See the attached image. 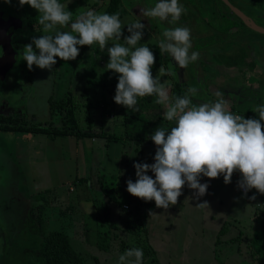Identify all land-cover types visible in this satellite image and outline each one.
I'll use <instances>...</instances> for the list:
<instances>
[{
	"label": "rangeland",
	"instance_id": "rangeland-1",
	"mask_svg": "<svg viewBox=\"0 0 264 264\" xmlns=\"http://www.w3.org/2000/svg\"><path fill=\"white\" fill-rule=\"evenodd\" d=\"M242 1L245 9L252 7L251 9L253 10V16L255 19V16H257L255 11L264 13V9H261L258 0ZM89 2L90 5L87 7L79 0H69L65 3L68 10L73 12V19H75L76 15L90 10L94 5L98 6L95 7L99 9L102 1H99L98 3L95 0H89ZM156 2L157 0H121L119 13L122 23L128 24L137 20L143 23L145 28L143 30L140 44H146V46L152 45L153 43H159V41L163 39L162 32L166 28L187 26L191 29L192 36V48L190 49V52L196 51L200 54L199 59L196 62L190 63L185 68L183 75V70L179 68L178 65H175L174 61L171 59L168 64H166V70L171 69L173 75L161 76L158 70L156 76L160 77V81L171 84V80L176 82H182L183 80L185 84L190 86L191 84L195 85V83L190 80L193 79L194 81V77H189H191L192 74L195 75V73H200L202 74L201 77L204 76V80L200 83L206 86L205 80L209 79V81L216 82L218 80L217 77L234 74V72L230 70L231 68L227 69L223 65L216 67V65L207 64L206 60H211L215 63L216 58L219 59V57H216L219 53L231 56L237 52L243 55V61L248 65L251 64L252 60L257 61L256 67L251 69V78H249L251 82L255 83L257 80V75L254 73H259L260 77L261 75L262 78L264 77L263 36L242 28L239 33L232 35V37L226 42H219L220 45L216 43L217 48H222V50H219V52L214 51L207 56L206 49H208L207 46L209 45L202 46V43L207 44L205 43L207 41H205L203 37H198V34L202 33L204 29L201 26L200 28L195 29L196 27L194 28V26H196L197 22L195 19L193 20V18V26L186 24L187 18H185V14H188L189 16L192 15L188 9L176 24H170L168 21H159L158 18L143 16V9L154 6ZM6 5L9 8L14 9L15 0H11V2L6 3ZM217 6L223 8L219 2H217ZM104 8L105 5L97 12H102ZM202 14H204V10H201L199 13L201 16ZM258 21L260 22V26H264V18H259ZM188 22L191 23L192 21L188 19ZM69 30L70 28H66L64 31ZM128 35H130V33L127 31V25H124L122 28L120 43H123L124 37ZM111 43L114 42L110 41L104 50H101L97 44H93V47L90 46L89 50H87V58L77 67L72 69L74 71L71 76V82L73 79V87H76V90L74 91L79 92L81 87L87 89L88 85H86V82L88 80L91 81L90 85L94 93H91L90 87L86 94L87 98L90 100L88 101L91 106L89 113L90 120H92L93 126L95 127L100 126L99 119L103 116V114L99 113L100 106L97 102L100 98H109L108 93L104 96L105 86L99 87L98 85L105 84L109 86L108 92L114 94L115 90L112 91V88H116V81H118L119 74L114 73L111 70L107 72L109 75H107L106 78L103 76L105 73L101 75L102 72L107 71L106 65L109 60L107 47H111ZM224 44H226L225 47H223ZM212 46H215V44ZM226 47L229 48L225 52L223 49H226ZM245 68L246 67H241L240 69L243 73H248V69L245 70ZM33 69L34 74L29 75L28 86H25L24 84L21 85V88H24V90H18L20 87L14 86L10 77H6V80L2 78L5 81L0 83V96L5 97V92L7 91H11L12 93L11 87H13V94L16 95V97H18L20 93L21 97L23 96L21 104L24 115L29 119L31 118V121L43 125L49 120L47 103L48 95L52 94V85L49 82V79L52 77V70L40 69L35 65H33ZM66 75H68V73L61 75L62 77L58 75L59 80L66 82ZM85 77L86 82L84 81ZM97 77L104 78L102 83ZM195 81H197L196 78ZM22 82L24 83L25 81ZM262 83L264 86V78ZM205 89L209 91L210 87H205ZM203 91V94H207L206 90ZM61 95L63 94L57 96V93L55 92L53 97L59 99ZM248 101L252 102V100ZM253 101L254 105L250 103L247 107H253V109H255L257 106L255 103L256 100ZM235 102H238L237 98L235 99ZM141 106L142 102L139 100L136 106L137 112L138 108H141V110L144 109ZM244 107L245 106H242L240 109ZM126 110L129 115L135 113V111L131 109L126 108ZM117 113L118 114H116L114 119H109L106 116V119H103L102 122L107 128L111 129V133H128L125 127H122L121 125L117 127L118 123L116 122V118L119 117V122L125 121L124 113ZM83 116L84 113H82V117ZM85 120L87 122L89 121L87 114ZM134 121H136V119L128 120V129L134 128V126H132ZM54 122L57 123V120L54 119ZM128 131L131 133L130 129ZM30 136V134L16 132L0 133V264H39L36 262L35 258L39 250L41 236L54 230L68 231L72 246L85 260V264H117L119 255L123 254L127 249L134 247L143 250L144 264H255L248 257V252L246 250V246L249 243L251 236H243L244 240L236 243L237 247L240 244V253L242 255L235 253V250H232L229 247H223V243L216 242V238L218 237L217 233L223 224L226 226L231 225L237 229V232L243 228L247 231L252 227V222L250 223L248 220L236 221V217L242 207L243 196L239 194V191H237L235 186L229 189L228 194L224 195L219 193L218 196L215 191H209L204 196L196 199L192 198L195 195V190H192L193 192L188 203H181L182 205L179 204L178 208L171 213L175 220L168 223L166 227L168 231L166 234L158 232V228L154 226L153 223V226H150L149 234L151 241L149 243L154 250L148 248L147 242L144 239V233L146 230L145 226L140 228H136V226L132 227L133 229H139L138 232L135 233V235L137 234L136 239L135 241H128L126 242V245H124V241L121 240V238L124 237L125 234L122 233V231H120V234L114 231L113 223H115V221H113L112 214L111 217L108 218L110 221L109 223H106V217L96 219L95 222L97 225H89V227L92 230L96 229L97 232L101 231L104 235H107V240L104 241L106 249L99 250L97 246L91 244V241H86L81 233L84 221L82 220L79 206L76 208V211L74 210V213H72L73 216L67 215L65 218L60 219L57 213L58 209L68 208V200H65V197L62 196V194L67 188V190H69L68 184L72 180L65 181V184L63 181L76 174L74 153L78 151L73 144L75 138L58 137L56 140L50 141V139L43 134H40L39 136L33 135L34 137L32 139L29 138ZM130 138L131 135L129 136V139ZM86 140L89 141L90 138H84L80 142L86 143ZM130 146L131 145L126 144L128 149ZM142 147L144 149L146 148L144 143ZM79 152H83V147L79 149ZM79 152L77 153L78 156L80 155ZM128 152H130V150ZM70 155L72 156L70 157ZM125 157V160H132V158L130 159L127 155ZM83 162L86 163L85 160H83ZM127 177L128 176H126V178ZM104 180L107 184H110L111 182L113 183V181H118L115 178L110 179L109 177L104 178ZM93 194L94 195L91 196V199L93 206L97 208L96 214L102 213L107 207L111 208L110 206H107L104 196H99V193ZM188 195V193H185L183 199H186ZM203 202H207L208 209L197 206ZM172 206L176 207L177 204ZM40 207H42V209ZM182 207L183 209H187V212L175 216L176 211ZM32 209L34 214H40V217L38 219L34 218L30 221V211H32ZM39 209L40 211H38ZM157 212L154 214H157ZM33 220L34 226H30ZM39 222L41 227L36 229V223L38 224ZM95 222H93V224H95ZM255 224L256 222H254V225ZM238 225L242 226L239 227ZM256 225V230H258L260 228V223H257ZM120 229H123V227H120ZM244 229L243 231H245ZM244 233L246 234V232ZM115 234L119 239H115ZM139 235L140 237H138ZM103 238L104 236H102V240ZM233 245L235 246V243ZM152 251L154 252V256L152 255Z\"/></svg>",
	"mask_w": 264,
	"mask_h": 264
},
{
	"label": "clouds",
	"instance_id": "clouds-1",
	"mask_svg": "<svg viewBox=\"0 0 264 264\" xmlns=\"http://www.w3.org/2000/svg\"><path fill=\"white\" fill-rule=\"evenodd\" d=\"M19 4H27L37 11L44 33L23 47L22 59L29 70L33 65L52 70L56 58L75 60L80 46L97 44L104 50L113 41L107 47L106 69L119 74L114 102L137 111L138 98L156 96V103L166 106L164 119L174 126L170 129L160 126L150 136L156 145L154 163H134L136 180L126 181L130 195L146 202L154 201L157 208L166 210L177 204L185 184L195 190L198 198L208 188L207 183L200 182L202 176L209 179L223 176L224 183L228 184L234 172L240 173L237 186L245 194L251 189L264 194V103L256 106V119L233 114L219 89L214 92L215 101L204 103L192 100L197 95V87L170 97V84L166 87L167 82L161 83L160 77L152 75L155 56L146 44H140L145 25L139 20L124 24L119 12L108 14L92 9L73 19V12L60 0H19ZM186 12L179 0H157L154 6L143 9L142 14L176 24ZM124 25L130 35L120 43ZM63 28L70 30H60ZM162 36L158 44L160 52L169 54L179 68L184 69L199 59V52H190L192 36L187 26L166 28ZM158 72L161 76L173 75L171 69L163 66ZM149 171L154 179L146 174ZM197 206L208 209L207 202ZM143 258V250L134 247L119 255L117 264H143Z\"/></svg>",
	"mask_w": 264,
	"mask_h": 264
},
{
	"label": "trees",
	"instance_id": "trees-1",
	"mask_svg": "<svg viewBox=\"0 0 264 264\" xmlns=\"http://www.w3.org/2000/svg\"><path fill=\"white\" fill-rule=\"evenodd\" d=\"M69 0H60L61 3L66 4L65 2H68ZM86 4L87 6L90 5L89 0H79ZM99 3L101 2V6H104V0H95ZM233 6L238 8L240 11L245 13L246 16L252 18L254 22L259 25L260 22L258 21L259 18H264L263 12L257 13L256 19L253 16V10L252 7L246 8L243 6L242 0H228ZM247 1V0H246ZM259 5L261 9H264V2L262 0H258ZM121 0H108L105 4V8L103 12H107L108 14H114L117 12H120V5ZM184 3H187L188 10L192 15L187 17V14H185L186 18L189 20L195 19L197 21L198 26H201L204 30V35L198 34V37H203V39L207 42V44H203L202 46H207V56H209V53H213V49L217 47L219 42H226L229 40V38L232 37V35H236L239 33V31L243 29H247L248 31L252 33H256L260 36H263V34H259L257 32L252 31L249 29L245 24L238 18L234 13H232L229 8L221 1V0H183ZM217 2L221 4V7L217 6ZM96 3V2H95ZM71 5V4H69ZM94 5L93 8H96L98 6ZM99 8V9H100ZM16 11H18L21 14V18L26 20L27 25L34 29V24L38 23L37 17L39 14L36 10L28 6L27 4L20 6L19 0H15V8ZM97 9V8H96ZM225 9V10H224ZM201 10H204V14L198 15ZM251 10V11H250ZM102 12V13H103ZM195 15H198L197 17ZM194 16V17H192ZM258 18V19H257ZM257 21V22H256ZM260 26V25H259ZM263 26V25H262ZM234 40V39H233ZM241 40V39H240ZM238 41V40H236ZM209 42V43H208ZM159 43H153L152 45H148L150 50L153 52L155 56V63L151 69L152 75L155 78L156 72L159 70L161 66H163L166 69V64L171 60V57L167 53H161L159 50ZM216 47L212 48V45ZM256 45V44H255ZM226 44L223 45L225 47ZM93 47V46H92ZM90 48V47H89ZM88 46H80L79 55L74 61V67H77L79 64H81L86 57V49H88ZM199 48V47H195ZM229 47H226V50H228ZM230 51V50H229ZM228 51V52H229ZM252 51V50H251ZM205 54V55H206ZM243 55L239 52L234 53L233 55H227V54H219L216 57H219V59L216 58L219 62L221 61L222 65L227 68H233L234 67H246L248 69V73L251 74V69L256 67L257 61L252 60L251 64H246L245 61H243ZM59 58H56L58 60ZM237 59V60H236ZM242 59V60H241ZM250 69V70H249ZM241 75L244 74L242 70L240 69L238 71ZM254 75V74H253ZM84 79V78H83ZM86 80V79H85ZM263 79L256 80L258 85L263 86L262 83ZM178 81V80H177ZM176 82L174 81L172 87H171V97L177 96V95H183L187 88V85L182 82ZM88 85V88L85 89V87L82 88L79 92L69 90L67 92H64V95L59 98L55 99L53 96H51L48 99V105H49V116L50 120L46 123L41 125L38 122L29 121L28 119L21 118L20 114L15 113L13 115H10L8 117L0 115V133L4 132H16V133H25L30 135H45L48 139L54 141L58 137H74L77 140H81L84 138H92V139H100V138H106V141H115L118 138V135L116 134H110L108 132L100 131L102 123V116L100 117V126L95 127L93 126L92 120H90V100L89 98H86L87 94L86 92L88 89H90L91 81L88 80L86 82ZM93 86V85H92ZM264 87V86H263ZM262 88V87H261ZM92 89V87H91ZM261 90V89H260ZM115 94V93H114ZM101 101L98 100V105L100 106V103L103 106V110L100 108V113L104 115V111L107 110V107L112 104L110 100L102 98ZM89 100V101H88ZM126 107L123 106L120 108V110H124ZM82 113H84V116L82 117ZM232 113H234V110H232ZM88 116L89 121L87 122L85 120V116ZM130 116V115H129ZM244 118H256L255 113H253L251 110L244 111L242 114ZM54 118L59 119L57 123H54L52 120ZM130 136V135H129ZM94 176H91L88 178H76V182L79 184L89 183L90 190L92 189V192H94V188L99 192V196H104L107 206L114 205L117 207H120L122 211L125 212V218L121 222V225H116L115 223L113 228L114 231L117 233L119 231V226H122L123 229L122 233H129V234H135L138 232L137 229H133L132 227H142L144 226L143 222V216L140 212V209L145 208L146 211H151L156 209V205L154 201H144L142 199L133 197L127 192V184L126 181L129 180L125 176H119V180H122L121 183H116L113 181L110 184L105 183L104 178L105 176L97 177L94 179ZM111 179V178H110ZM111 185V186H110ZM97 192V193H98ZM58 194V193H57ZM63 196V195H62ZM262 199V206L257 209V211L254 214V218L256 222L260 223V228L256 231H254L251 239L249 240V243L247 245V252L248 257L255 263V264H264V194H261ZM68 208L64 209H58V217L60 219L65 218L67 216V213L69 211V205L67 204ZM43 207V206H42ZM42 207H40L42 209ZM97 209V208H96ZM40 211V209L38 210ZM42 213V212H41ZM110 213L109 208H105L102 213H98L97 217L98 219L106 217L108 218V215ZM40 217V214L36 215L32 211H30V221L32 219H38ZM110 221L106 220V223H109ZM34 220L32 221L30 226H34ZM225 226L223 225L220 230V235L222 236L225 232ZM41 227L40 222L36 223V229H39ZM121 227V228H122ZM38 232V231H37ZM137 235V234H136ZM102 236H104L102 240ZM107 235H104L101 231H98V245L97 248L99 250L106 249V245L104 244V241L106 239ZM218 236V239H219ZM241 236H238L235 241H230L231 243L239 242ZM123 240V244L126 245L127 240ZM218 243H221L219 240H217ZM36 262L39 264H85V260L82 258V256L76 252L74 247L71 243V238L68 234V231L66 230H54L49 231L46 234H43L40 239L39 243V250L36 254Z\"/></svg>",
	"mask_w": 264,
	"mask_h": 264
},
{
	"label": "crops",
	"instance_id": "crops-1",
	"mask_svg": "<svg viewBox=\"0 0 264 264\" xmlns=\"http://www.w3.org/2000/svg\"><path fill=\"white\" fill-rule=\"evenodd\" d=\"M197 50V49H195ZM215 49H213L212 52H214ZM215 52H219L215 51ZM172 59V58H171ZM101 61V60H100ZM69 61H61V72L64 71V74H66L68 66L67 63ZM70 63H73L70 60ZM207 64H213L216 65V67H219L222 65L221 62L217 61L215 63H213L211 60H206ZM235 69L231 68L230 70L232 72H234V74H230L228 75H224V76H220L217 77L218 80L215 81H209L205 80V85L204 86L202 83H200L201 81H203L204 76L201 77L202 74L200 73H195V75L192 74L191 77H194V81L193 79L192 82L195 83L191 84L190 86H188L187 84V88L189 87H197L198 91H197V95L192 97V100L194 103H204V102H209V101H215L217 98L214 96V92L216 90H220L224 93V97L225 99L228 101V107L230 109V111L232 112V110H234V113H238L239 115H242L244 113V111H248L251 110L253 113L256 114V116L258 117V113L255 112V109H253V107H247V105H250V103H252V105H254V101L256 100L255 103L261 104L264 103V87L260 86V84L258 85L257 81L251 82L249 80L250 74L245 72L243 75H241L238 71L240 70L239 67H234ZM182 75L185 72V68L182 69ZM188 71V70H187ZM109 70H107L106 72H102L101 75H103V73H105L103 76L106 78L107 75H109ZM257 75V80L258 79H262V75L260 77L259 73H254ZM102 76V77H103ZM195 78L197 79V81H195ZM86 79V77H85ZM98 80L101 81L102 83V78H98ZM86 82V80H84ZM168 81V80H167ZM118 81H116L117 83ZM161 83H163L162 81H160ZM215 82V83H214ZM98 83V82H97ZM174 81L171 80V84L170 87L168 88L169 91V96L171 97V87L173 85ZM182 83L183 80H182ZM185 84V83H184ZM224 84V86H223ZM169 84L166 83V87ZM99 87H104L105 86V90H104V96L107 95L108 93V100L111 101L112 104H110L107 107V110H105L104 115L102 116V120L106 119V116L109 119H114V117H116V114H118L117 112H121L120 114H123L125 117V121L124 122H119L120 120L119 117L116 118V122L118 123L119 127L120 125L122 127H125L126 131L128 133L123 132L122 134L119 133H111V129L107 128L105 126V124L103 123L104 126L101 125L100 127V131H104L108 132L110 134H116L118 135L117 140L115 141H106V138H100V139H92L90 138V140H86V143L84 142H80L81 140H76L73 142L74 147L76 148V150L79 152V149L83 147V152H79L80 155L78 156L77 153H74V162L76 164V169H75V175L71 176L70 178L68 177L67 179H65L63 181V183L65 184V181L68 180H72L68 185H69V190H65L63 189V196L65 197V200H68V205H69V211L67 213V215H72V213H74V210L76 211V208L79 206L80 211H81V217L82 220L84 221L83 228L81 230L82 235L84 236V239L86 241H91V244L94 246L98 245V232L95 230H92L89 225H97L96 224V219H98L97 214H96V207L93 206L92 204V199L91 196L94 195L92 192V189L90 190L89 187V183H84V184H79L76 182V178H90L91 176H94L96 179L97 177H101V176H105V177H109V178H115L116 183H121V180H119V176H128L127 179H131L133 182H135L136 180V175H135V169L133 167L134 163H148V164H152L154 163V155H155V151H156V145H154V143L151 141L150 136L154 133V131L160 127L163 126L165 128H171L172 126H174V124L172 122H169L167 120L164 119L163 113L166 110V106L163 104H157L156 103V96H150V97H143V98H139V100L142 102V106L144 109L141 110V108H138V112L135 111V113H131L130 116L129 114H127V110L126 108L122 111L120 110V108L123 107V105H118L114 102V95L110 92H108V87L105 84H99ZM205 87L209 88L210 87V92L205 89ZM262 87V88H261ZM213 88V90H212ZM82 89V87H81ZM80 89V90H81ZM261 89V90H260ZM60 88V85L58 87V90L56 91L57 96L60 94L64 95L63 90ZM115 88H112V91H114ZM203 90L207 91L206 93H202ZM107 91V92H106ZM204 92V91H203ZM91 93H94V91L91 89ZM61 95L60 98L63 96ZM87 98V96H86ZM237 98L238 102H235V99ZM258 98V99H257ZM103 99L101 98V101ZM138 100V101H139ZM248 100H252V102L248 101ZM247 102V103H246ZM98 103V102H97ZM141 104V103H140ZM242 106H245L244 108L240 109ZM100 108L103 110V106L100 103ZM101 111H99L100 113ZM150 113V114H147ZM233 113V114H234ZM119 114V115H120ZM147 114V116H146ZM129 119H136V121H134V123H132V126H134V128H129L131 130V133L128 131V120ZM115 122V123H116ZM129 135H131V138L129 139ZM36 136V135H35ZM39 136V135H38ZM34 136L31 135L29 138L32 139ZM28 139V138H27ZM129 139V140H128ZM52 141V140H50ZM143 143L145 144V149L142 147ZM72 144V143H71ZM126 144L131 145L130 148L128 149L126 147ZM130 150V152H128ZM142 153V154H141ZM140 154V156H139ZM129 156L130 159L132 158V160H125V156ZM72 155H70L71 157ZM86 161V163L83 162V160ZM82 164V165H81ZM87 164V166H86ZM81 170V171H80ZM239 176V178L241 179L240 173L236 172ZM38 174V173H37ZM147 175H150L154 177V174L151 173L150 171L148 173H146ZM125 176V177H126ZM124 178V177H123ZM200 182L201 183H207L208 184V188L206 193H208L209 191H215V193L219 196V193L221 194H228L229 189L233 188V186H235V188L237 189V191H239V194L243 196V203L241 204L242 207L239 210V213L236 217V221H246L248 220L252 227L249 230H244L240 229L237 232V229L232 227L231 225L229 226H225V232L222 236L216 238V242H218L217 240H219L221 243H223V247H229L232 250H235V253H238L240 255H242L240 252V244L238 245V247L236 246L235 242V246L233 245L234 243H231L230 241H235V239L238 236H241L239 239V242L243 239V236L245 237H252L254 231H256V227H257V223L255 221L254 218V214L257 211L258 208H260L262 206V199H261V194L258 193L255 189H251L247 192V194H245L244 192H242V190L237 186V182L238 179L232 175L231 177V182L228 184H225L223 181V176H220L216 179H209L207 177H201L200 178ZM62 184V185H64ZM193 189H190L187 187V184H185V186L183 187L182 190V195L178 198V202H177V206L173 207L172 205L169 206L168 209H163V208H157L151 211H146L145 208H142V210L140 209V212L143 216V222H144V226H145V233H144V239L147 242V246L149 249L154 250L152 245L149 243L151 241L150 239V226H153L152 223L154 224V226H156L158 228V232H161V234H166L167 230V225L170 221L175 220V218L171 215V213L173 211H175L178 208L179 204H185L188 203V200L192 194ZM94 192L97 193L98 191L94 188ZM99 193V192H98ZM189 194L188 197H186V199H183L184 194ZM255 195L256 199L255 200H251L249 199V197ZM194 199H196L197 197L194 195V197H192ZM191 198V200H192ZM181 204V205H182ZM180 205V206H181ZM111 208H109L110 213L108 215V218L111 217V214L113 216V221H115V224L121 225V222L123 221V219L125 218V212L121 210L120 207L114 206V205H109ZM158 211V212H157ZM149 212L151 213H155L157 212L156 215L157 216H153L151 215ZM187 212V209H183V207L179 210L176 211L175 216H179L180 214ZM107 218V220H108ZM157 218V219H156ZM156 220V221H155ZM109 221V220H108ZM154 221V222H153ZM93 222H95V224H93ZM254 222H256V224L254 225ZM113 223V222H112ZM247 223V222H246ZM245 223V224H246ZM225 225V224H223ZM222 225V226H223ZM222 226L219 229V232L217 233V235H220V230L222 228ZM239 227H241L242 225H238ZM245 226V225H244ZM243 226V227H244ZM254 226V227H253ZM122 227V226H119ZM120 228L119 231H117L118 234H120ZM235 230V231H232ZM246 232V234L244 233ZM158 235H160L159 233H157ZM134 235V236H133ZM162 236V235H160ZM133 237V239H132ZM140 237V235L138 236ZM250 237V238H251ZM123 239L128 241H135L136 239V235L135 234H127L125 233V236L122 237ZM121 238V239H122ZM115 239H119V237H117V235L115 234ZM248 245V244H247ZM234 246V248H233ZM247 247V246H246ZM153 252V251H152ZM154 256V252L152 254ZM1 257V254H0ZM157 261V260H156ZM66 264H70V263H66ZM144 264V263H143Z\"/></svg>",
	"mask_w": 264,
	"mask_h": 264
},
{
	"label": "flooded vegetation",
	"instance_id": "flooded-vegetation-1",
	"mask_svg": "<svg viewBox=\"0 0 264 264\" xmlns=\"http://www.w3.org/2000/svg\"><path fill=\"white\" fill-rule=\"evenodd\" d=\"M107 1L104 0L103 5H105ZM3 2H4V0H0V4H3ZM179 2L186 9H188L187 3H184L183 0H179ZM85 6L87 7L86 4H85ZM90 8H91V6H90ZM9 9H10L11 14L13 15L14 18H16L17 21L9 22L10 25H9V27H7L8 31H5L2 34L1 38H0V41L3 44H10V46H11L10 48L12 49V51H9V49H7L6 50L7 53H6L3 50V47H2L3 45L0 46V57L2 58L3 54L6 53V55L3 57L4 63H6L7 65H10V68L6 71V73L4 74L3 78L5 79L6 77H8V78L10 77L11 81H13V83H14V86H19L20 87L18 90H24V88H21V85L24 84L25 86H28L29 75H31V74L33 75L34 74V69L32 68V70H29L27 65H26V62L22 59L23 47H24V45L31 43V41H32V39L34 37H39L40 35H43L44 33L42 32V26L39 25V23H35L34 24V29H32V28H30L27 25L26 20L21 18V14L18 11H16L15 9H11V8H9ZM91 9L95 10V11L100 10V9H95V8H91ZM198 15H195V16L197 17ZM188 16L189 15L187 14V17ZM192 17H194V16H192ZM37 20H38V17H37ZM193 20H191L192 22L189 23L188 19H187L186 20V24L187 25L190 24V26H193V24H194ZM18 24H19V26H18ZM262 27H264V26H262ZM194 28L198 29V28H200V26H198V24L196 23V26H194ZM65 29L66 28H63V29H60V30L64 31ZM204 34H206V33H204V31H203L201 33V35H204ZM214 47H216V46H212V48H214ZM88 48H89V46H88ZM214 49H215V51L222 50V48H219V47L218 48L216 47ZM34 50L37 51V54H38V50H36L35 48H34ZM87 50L88 49H86V57H85V59L88 56ZM223 50L225 51V49H223ZM61 61L62 60L58 59L57 63L53 66L52 73H51L52 77L49 79V82L52 85L51 86L52 87V94L48 95V99L51 96H54L55 92L58 90L59 85H60V88L64 92H67L70 89L73 90V91L76 90L75 89L76 87L75 86L73 87V79H72V82H71V76L73 75V71H74V70H72L74 68V61L72 60L73 63H70V61L67 63L68 69H67L66 72L68 73V75H66V77H67L66 78V82L63 81V80H59V77H58V75L59 76L65 75L64 71L61 72ZM5 80L0 79V83H3ZM22 81H25V82L23 83ZM0 86H1V84H0ZM11 90H12V93H11V91L5 92V95H6L5 97L0 96V115L8 117L10 115L18 113V114H20L21 118L28 119L29 121H31L30 120L31 118L30 119L27 118L26 115H24L23 110H22L21 100H22L23 96L21 97V93H20L19 96L16 97V95L13 94L14 93L13 92V90H14L13 87H11ZM8 95H12V96H8ZM48 119L50 120L49 105H48ZM54 119L57 120V122H59L58 121L59 119H57V118H54ZM54 119L52 120L53 122H54Z\"/></svg>",
	"mask_w": 264,
	"mask_h": 264
},
{
	"label": "water",
	"instance_id": "water-1",
	"mask_svg": "<svg viewBox=\"0 0 264 264\" xmlns=\"http://www.w3.org/2000/svg\"><path fill=\"white\" fill-rule=\"evenodd\" d=\"M221 1L231 10V12H233L238 18H240V20L245 24V26H247L249 29H251L254 32L264 35V27L257 25L250 17L246 16L238 8L231 5L228 0H221ZM262 1L264 2V0ZM11 21L13 22L17 20L11 14L10 9L6 5V3L3 2V4H0V38L5 31H8L7 27H9L10 25L9 22ZM0 46L3 47V50L5 52L7 49H9V51H12V49L10 48L11 47L10 44H3L0 41ZM6 53L3 54V57L6 55ZM3 57L2 58L0 57V79L3 78L6 71L10 68V65L4 63Z\"/></svg>",
	"mask_w": 264,
	"mask_h": 264
},
{
	"label": "built area",
	"instance_id": "built-area-1",
	"mask_svg": "<svg viewBox=\"0 0 264 264\" xmlns=\"http://www.w3.org/2000/svg\"><path fill=\"white\" fill-rule=\"evenodd\" d=\"M234 114L239 115L238 113H234ZM233 175L238 179V181L240 180V178H239V176H238V174H237L236 172H234ZM241 190H242V189H241ZM242 192H243V190H242Z\"/></svg>",
	"mask_w": 264,
	"mask_h": 264
}]
</instances>
